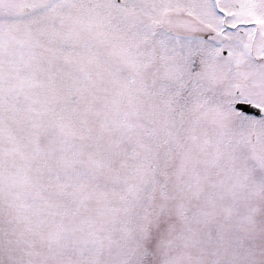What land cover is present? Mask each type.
<instances>
[{
  "label": "snow or ice",
  "instance_id": "obj_1",
  "mask_svg": "<svg viewBox=\"0 0 264 264\" xmlns=\"http://www.w3.org/2000/svg\"><path fill=\"white\" fill-rule=\"evenodd\" d=\"M0 264H264V0H0Z\"/></svg>",
  "mask_w": 264,
  "mask_h": 264
}]
</instances>
